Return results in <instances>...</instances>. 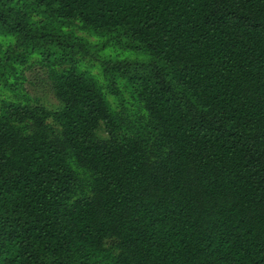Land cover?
Returning a JSON list of instances; mask_svg holds the SVG:
<instances>
[{
	"label": "trees",
	"instance_id": "obj_1",
	"mask_svg": "<svg viewBox=\"0 0 264 264\" xmlns=\"http://www.w3.org/2000/svg\"><path fill=\"white\" fill-rule=\"evenodd\" d=\"M0 264H264V0H0Z\"/></svg>",
	"mask_w": 264,
	"mask_h": 264
},
{
	"label": "rangeland",
	"instance_id": "obj_2",
	"mask_svg": "<svg viewBox=\"0 0 264 264\" xmlns=\"http://www.w3.org/2000/svg\"><path fill=\"white\" fill-rule=\"evenodd\" d=\"M76 33L79 36L85 37L88 41V45L86 46V48L76 46L77 50L79 51L78 57L83 59V61L87 66L94 64V66L91 68L92 71L95 74L100 75L103 82L106 83L107 80L104 78V76L106 74L109 75V73H104L103 67L111 66L109 67L110 68L109 70H113V68L112 65H108L105 63L102 64L104 51L100 50L101 46H99V44H101L104 39L101 36L87 33L86 31H83L81 29L80 30L76 29ZM123 41L124 43H126L124 39ZM97 44L98 46H96ZM120 50L121 52L124 53V57L129 59L142 57L131 52V49H128L127 47L121 48ZM26 75H27V80L25 85L28 91L30 92V94L34 98L42 102L43 104L47 105L48 107L56 108L57 105L59 104V101L51 88L52 79L49 76L48 69L40 65H35L32 69L27 70ZM116 84L120 86L119 83L116 82ZM110 98L112 101H115L113 96H110Z\"/></svg>",
	"mask_w": 264,
	"mask_h": 264
}]
</instances>
